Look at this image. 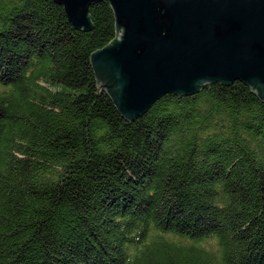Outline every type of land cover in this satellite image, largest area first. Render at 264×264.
I'll list each match as a JSON object with an SVG mask.
<instances>
[{"label": "trees", "instance_id": "obj_1", "mask_svg": "<svg viewBox=\"0 0 264 264\" xmlns=\"http://www.w3.org/2000/svg\"><path fill=\"white\" fill-rule=\"evenodd\" d=\"M49 0H0V264H264V104L234 83L127 123ZM117 39V38H116Z\"/></svg>", "mask_w": 264, "mask_h": 264}, {"label": "water", "instance_id": "obj_2", "mask_svg": "<svg viewBox=\"0 0 264 264\" xmlns=\"http://www.w3.org/2000/svg\"><path fill=\"white\" fill-rule=\"evenodd\" d=\"M72 29H92L104 0H49ZM113 38L88 56L94 90L127 123L166 95L240 83L264 104V0H105ZM117 38V39H116Z\"/></svg>", "mask_w": 264, "mask_h": 264}]
</instances>
